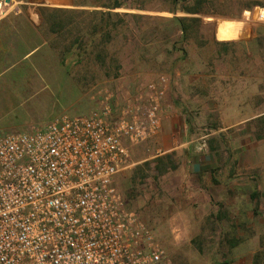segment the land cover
Returning a JSON list of instances; mask_svg holds the SVG:
<instances>
[{
  "label": "rangeland",
  "instance_id": "1",
  "mask_svg": "<svg viewBox=\"0 0 264 264\" xmlns=\"http://www.w3.org/2000/svg\"><path fill=\"white\" fill-rule=\"evenodd\" d=\"M92 1L68 0L72 4L65 7L61 5L64 0H0V46L4 49L0 52V133L32 132L64 113L90 114L98 107L93 98L102 89L112 91L119 105L143 84L166 76L160 132L152 140L128 146L129 159L115 184L127 208L153 231L164 251L163 264L227 263L231 244L250 237L244 218L248 204H241V217L217 202V214L195 218L184 209L181 193L175 192L184 184L180 170L184 155L163 157L162 153L189 140L199 147L207 142L211 132L200 105L205 83L216 84L226 73L244 83L264 78V0H206L207 13L200 16V28L185 41L171 22L173 16H188L182 11L183 1L115 0L120 7L111 12L120 15L122 24L115 38L102 44L98 54L102 58L96 56L98 51L87 36L85 49L73 41L76 31L89 33L93 25L89 16L77 19L71 14L73 21L65 17L70 31H61V14L53 21L59 24L53 32L50 22L40 17V7L50 10L46 16L59 9L107 11ZM113 1L98 2L110 6ZM240 28L251 29L253 37L247 29L238 37ZM214 33L218 41H233L218 43ZM30 49L33 52L26 55ZM217 117L210 112L212 129ZM160 183L166 187L164 193ZM168 191L179 203L173 202ZM260 205L264 207L262 202L254 203L253 212Z\"/></svg>",
  "mask_w": 264,
  "mask_h": 264
},
{
  "label": "built area",
  "instance_id": "2",
  "mask_svg": "<svg viewBox=\"0 0 264 264\" xmlns=\"http://www.w3.org/2000/svg\"><path fill=\"white\" fill-rule=\"evenodd\" d=\"M167 84L159 75L119 105L102 89L90 114L0 134V264H163L115 178L128 146L159 134Z\"/></svg>",
  "mask_w": 264,
  "mask_h": 264
},
{
  "label": "crops",
  "instance_id": "3",
  "mask_svg": "<svg viewBox=\"0 0 264 264\" xmlns=\"http://www.w3.org/2000/svg\"><path fill=\"white\" fill-rule=\"evenodd\" d=\"M71 4L64 0L61 5ZM245 14L251 16L250 12ZM28 22L33 25L32 20ZM246 29L240 28L238 37ZM247 34L253 37L249 28ZM3 50L0 46V52ZM31 52L32 49L25 54ZM209 78L206 74L205 80ZM220 79L213 85L204 84L200 101L206 129L211 132L206 136L207 142L202 141L199 147L189 140L182 146L166 147L162 155H184L180 169L184 184L175 192L181 193L184 209L191 210L195 218H207L210 212L217 214V202L227 204L241 217V204H248L244 218L248 219L250 237L235 243L225 264H264V207L260 205L253 212L254 203H264V78L244 83L235 74L226 73ZM210 112L218 114L214 129L208 122ZM215 134L217 138L210 139ZM159 159L162 161V156ZM160 186L164 193L166 187L161 183ZM170 198L179 203L178 197Z\"/></svg>",
  "mask_w": 264,
  "mask_h": 264
},
{
  "label": "trees",
  "instance_id": "4",
  "mask_svg": "<svg viewBox=\"0 0 264 264\" xmlns=\"http://www.w3.org/2000/svg\"><path fill=\"white\" fill-rule=\"evenodd\" d=\"M98 1L99 0H93L92 5L95 7L105 8L107 9L106 12L100 10L85 12L83 10L77 11L72 9H59V10H51V13L48 16H46L45 13H48V11L50 10L45 7H40V17L43 21L50 22L49 25L50 30L51 32H53L57 30L56 28L59 26L58 22L56 23L53 21L57 20L59 16L62 17L63 15V18L62 19L59 18L58 20L60 21V24L63 25V28L60 29L61 31L68 29L67 27L69 26L68 23L64 25V21L69 19L73 21L74 17L72 18L69 15L74 14V16L77 19L83 18L84 15L89 16L93 21V25L89 33L85 34L78 30L76 31V35L73 41L75 44H78L80 48L83 47L85 49V37L87 36L86 38H88V40H91V43H94L95 49L98 51L96 53V56L102 58L103 56L98 55L99 53L102 52V44L106 42L109 43L115 38L116 34L119 33L118 32L119 24H122V21L120 20V15L118 13L111 12V10L120 7L118 2L114 0L113 3L109 6V5L99 4ZM173 1L174 4L178 2V0H173ZM181 1H183L182 3L184 5L182 11L184 14L188 16H183V17L173 16L171 22L175 26H177L181 35V39L185 41L192 38L200 28L202 24V20L200 16L207 13L205 11L206 0H181ZM65 17H68L69 19ZM131 17L135 18L136 16L132 15ZM68 30L70 31V28ZM214 39H215V33H214ZM215 41L217 42L218 40L215 39ZM231 41H225V42L219 41L218 43H223L225 45L226 43ZM157 161L160 162V159H158ZM234 245L235 243L231 244V247H235Z\"/></svg>",
  "mask_w": 264,
  "mask_h": 264
}]
</instances>
